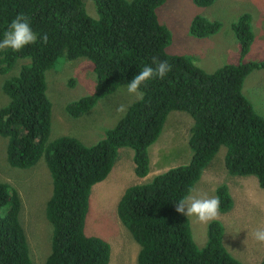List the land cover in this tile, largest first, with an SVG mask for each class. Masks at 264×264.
Instances as JSON below:
<instances>
[{"label":"trees","instance_id":"16d2710c","mask_svg":"<svg viewBox=\"0 0 264 264\" xmlns=\"http://www.w3.org/2000/svg\"><path fill=\"white\" fill-rule=\"evenodd\" d=\"M192 1L205 7L216 0ZM93 2L96 18L87 13L83 0H0V40L18 14L28 17L38 35L35 44L18 52L0 51L2 74L18 59H28L2 84L8 100L0 107V136L7 138L11 166L28 168L43 157L50 172L52 192L45 216L52 234L44 264H108L110 244L84 229L92 187L109 175L121 147L133 150L134 174L145 177L150 171L148 148L171 110L185 111L192 118L189 161L126 187L117 203L119 220L139 244L136 264H243L223 245V224L217 219L207 223L206 242L197 247L189 220L176 211V204L190 194L221 146L226 147L227 171L253 175L264 189V116L242 92L247 75L264 70V59L226 63L207 72L192 56L166 52L171 35L156 13L165 0ZM231 28L243 58L254 39L251 15L240 14ZM220 29V21L195 15L188 31L201 38ZM45 33L46 44L39 39ZM61 56L88 59L96 78L90 94L66 104V113L73 118L119 86L128 85L144 66L152 64L153 57L166 60L172 70L163 79L142 85V98L129 104L95 143L85 145L68 135L49 141L51 103L45 72ZM215 196L220 198V212L233 207L226 183L216 186ZM20 209L18 191L0 178V264H35ZM259 264H264V257Z\"/></svg>","mask_w":264,"mask_h":264},{"label":"rangeland","instance_id":"374dc122","mask_svg":"<svg viewBox=\"0 0 264 264\" xmlns=\"http://www.w3.org/2000/svg\"><path fill=\"white\" fill-rule=\"evenodd\" d=\"M83 2L87 13L96 18L93 0ZM245 12L251 15L254 39L248 53L240 58L231 23ZM156 13L171 35L166 52L192 56L195 64L207 72L226 63L264 59V0H216L205 7L197 6L192 0H165ZM195 15L220 21L221 29L207 38L192 36L188 28ZM199 43L203 47L200 48ZM198 45L201 53L197 51ZM24 62L28 59H18L8 73H0V107L8 100L2 90L4 80L17 74ZM95 79L91 62L83 57L68 60L61 56L54 67L45 72L46 95L51 103L49 141L68 135L91 145L124 114L125 111L117 110L121 105L126 109L140 98L128 93V85H121L99 99L88 112L77 118L70 117L65 110L66 104L90 94L94 90ZM242 92L256 112L264 116V70L255 69L248 74ZM191 125L192 118L187 112L171 110L159 137L148 148L150 171L145 177L134 174L133 150L121 147L109 175L92 187L84 229L86 234L99 236L110 244L108 264H136L139 244L117 215V203L125 188L147 181L169 167L187 163L191 156L188 144ZM6 145L7 138L0 136V178L18 191L21 199L19 219L26 234L30 257L35 264H44L51 248L52 226L45 216L46 201L52 192L51 175L43 157L28 168L11 166L7 161ZM225 152L226 147L221 146L190 194L212 197L217 185H228L233 207L220 212L217 219L223 224L222 243L243 264H259L264 257V243L257 242L252 233L264 228V189L253 175L230 174L224 164ZM187 218L195 244L203 247L207 224L199 222L195 216Z\"/></svg>","mask_w":264,"mask_h":264},{"label":"clouds","instance_id":"9594fccd","mask_svg":"<svg viewBox=\"0 0 264 264\" xmlns=\"http://www.w3.org/2000/svg\"><path fill=\"white\" fill-rule=\"evenodd\" d=\"M39 39L46 44L48 36L45 33ZM37 40L38 35L33 31L28 17L24 14H18L10 22L3 39L0 40V51L11 49L18 52L27 45L35 44ZM152 65H155V67ZM171 70L172 65L166 60L153 57L152 64L144 66L128 83V93L142 98L143 93L139 91L142 85L155 78L163 79ZM117 110L119 112L126 111L123 105ZM220 207L221 202L218 196L209 197L206 194H189L177 202L176 211L187 217L195 216L199 222L207 224L219 218L221 214ZM252 235L257 242L264 243V228L256 229Z\"/></svg>","mask_w":264,"mask_h":264},{"label":"crops","instance_id":"0c3cea01","mask_svg":"<svg viewBox=\"0 0 264 264\" xmlns=\"http://www.w3.org/2000/svg\"><path fill=\"white\" fill-rule=\"evenodd\" d=\"M215 34H216V33H215ZM213 35H214V34H213ZM210 36H212V35H210ZM206 38H207V37H206ZM199 45H200V48L203 47V46H202L203 44L201 45V44L199 43ZM199 45H198V49H197L198 53L201 51L200 48H199ZM200 53H201V52H200ZM112 169H113V168H112Z\"/></svg>","mask_w":264,"mask_h":264}]
</instances>
